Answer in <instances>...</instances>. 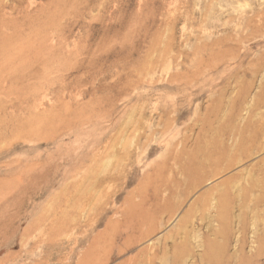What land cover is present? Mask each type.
Returning <instances> with one entry per match:
<instances>
[{
    "label": "rangeland",
    "instance_id": "1",
    "mask_svg": "<svg viewBox=\"0 0 264 264\" xmlns=\"http://www.w3.org/2000/svg\"><path fill=\"white\" fill-rule=\"evenodd\" d=\"M0 264H264V0H0Z\"/></svg>",
    "mask_w": 264,
    "mask_h": 264
}]
</instances>
